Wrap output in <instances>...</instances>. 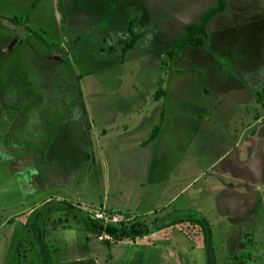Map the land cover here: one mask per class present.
Returning a JSON list of instances; mask_svg holds the SVG:
<instances>
[{
    "label": "rangeland",
    "instance_id": "rangeland-1",
    "mask_svg": "<svg viewBox=\"0 0 264 264\" xmlns=\"http://www.w3.org/2000/svg\"><path fill=\"white\" fill-rule=\"evenodd\" d=\"M218 2L0 0V264H40L33 239L55 264L211 259L186 222L100 238L53 215L29 238L58 193L107 221L190 209L217 264H264V0H223L170 54Z\"/></svg>",
    "mask_w": 264,
    "mask_h": 264
},
{
    "label": "trees",
    "instance_id": "trees-1",
    "mask_svg": "<svg viewBox=\"0 0 264 264\" xmlns=\"http://www.w3.org/2000/svg\"><path fill=\"white\" fill-rule=\"evenodd\" d=\"M223 7V0L205 11L203 17L198 22H190L186 24L184 31L173 38L172 48L170 54L177 55L184 47L188 45H201L207 36V23L210 17ZM17 19V16H13ZM159 129V124H155L147 139L150 141L155 138ZM55 215L59 220L66 221L64 226L69 225L68 221L71 219L81 222L86 228L92 230L96 234L106 232L115 237L134 236V234L151 232L152 230L160 229L164 226H171L180 222L191 224L192 227L202 234L203 243L206 246V252L210 255V261L206 264H217L214 249L211 225L198 213L190 209L175 210L166 213L163 216H156L150 220V223H144L139 220L131 222L123 221H105L95 215L93 210L83 207L80 202L73 201L66 198L51 197L40 203L34 211L31 212L29 229L27 234L29 238L39 237L44 244L45 237V223ZM36 245L35 251L40 261V264H55L52 255L48 249L42 250L35 240H31ZM44 254L42 255V252Z\"/></svg>",
    "mask_w": 264,
    "mask_h": 264
},
{
    "label": "built area",
    "instance_id": "built-area-1",
    "mask_svg": "<svg viewBox=\"0 0 264 264\" xmlns=\"http://www.w3.org/2000/svg\"><path fill=\"white\" fill-rule=\"evenodd\" d=\"M103 212L104 211H101V212H98V211L96 212L95 211V215L98 216V217H100V218H103L105 221H107L108 217L104 216ZM113 217L117 219V216L116 215L113 216ZM113 217L109 218L110 219L109 221L113 220ZM108 236H109L108 233L102 232V233H100V236L99 237L102 238V237H108Z\"/></svg>",
    "mask_w": 264,
    "mask_h": 264
},
{
    "label": "crops",
    "instance_id": "crops-1",
    "mask_svg": "<svg viewBox=\"0 0 264 264\" xmlns=\"http://www.w3.org/2000/svg\"><path fill=\"white\" fill-rule=\"evenodd\" d=\"M52 196H54L53 194H51ZM56 197H61L60 195H59V193H58V196H56ZM49 198V197H48ZM48 198H46V199H48ZM63 198H66V197H63ZM45 199V200H46ZM104 205H106V204H104ZM108 205H110V206H113L116 210H118V213H120V214H122L123 215V213H121V211H120V209H118L117 207H115V205H113V204H109L108 203ZM56 253H58L59 252V250L58 249H56Z\"/></svg>",
    "mask_w": 264,
    "mask_h": 264
}]
</instances>
